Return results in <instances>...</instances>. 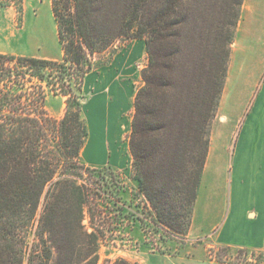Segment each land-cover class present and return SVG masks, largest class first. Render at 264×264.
<instances>
[{"label": "trees", "instance_id": "obj_1", "mask_svg": "<svg viewBox=\"0 0 264 264\" xmlns=\"http://www.w3.org/2000/svg\"><path fill=\"white\" fill-rule=\"evenodd\" d=\"M51 2L62 61L0 53V264H100L103 228L96 212L87 227L85 210L105 200L123 209L125 188L111 169L78 163L89 136L85 81L96 56L130 39L148 54L129 140L133 178L154 222L186 235L244 0ZM50 94L66 98L61 119L47 113ZM104 171L111 192L99 183Z\"/></svg>", "mask_w": 264, "mask_h": 264}, {"label": "rangeland", "instance_id": "obj_2", "mask_svg": "<svg viewBox=\"0 0 264 264\" xmlns=\"http://www.w3.org/2000/svg\"><path fill=\"white\" fill-rule=\"evenodd\" d=\"M0 53L62 61L63 51L51 0H22L20 5L0 6ZM230 53L225 89L210 142V148L219 151L227 165L225 181L229 195L232 189L235 190L237 171L246 166L243 164L245 159L248 164L243 170L249 171L250 176L248 183H242L254 188L260 181L253 174L257 173V147L264 148V0H244ZM95 60L96 66L86 78L82 108L89 136L78 163L87 165L88 145L101 148L97 151L99 155L104 151V156L109 154L110 157L113 151L114 158L111 161L106 158L107 163L113 162L114 165L109 164L105 168L119 174L125 188L123 209L105 200L97 203L99 207L91 204L85 210L84 224L91 227V214L96 212L95 224L103 228L100 264L107 260L125 259L126 255L174 254L185 245L189 246L190 252L198 248L204 255L222 260L264 264V252L218 250L210 246L212 235L188 239V233L183 235L154 222L155 212L133 178V157L129 145L135 97L144 86L142 74L148 65L145 41H119L107 53L96 56ZM65 100L62 96L50 94L46 100L48 115L54 119L63 118ZM108 112L120 122L117 136L104 137L99 133L100 115ZM81 174L88 182L90 178L84 169ZM111 182V177L104 171L99 180L103 187L96 186L111 192ZM110 255L114 257L109 258Z\"/></svg>", "mask_w": 264, "mask_h": 264}, {"label": "crops", "instance_id": "obj_3", "mask_svg": "<svg viewBox=\"0 0 264 264\" xmlns=\"http://www.w3.org/2000/svg\"><path fill=\"white\" fill-rule=\"evenodd\" d=\"M240 27V24H239ZM239 32V29H238ZM44 59V58H42ZM86 86V81H85ZM100 135L113 137L119 135L120 122L109 112L101 114ZM95 148L88 145L85 156L86 167L105 168L113 162L111 156L101 155ZM216 149L209 150L208 160L202 175L195 203L191 226L187 234L188 239H197L212 235L211 247L218 250L236 249L239 251L264 252V148L257 147V173L254 178H259L254 188L246 186L250 173L243 170L248 162L244 161L243 168L237 171V184L229 195L225 181L226 163ZM260 154H263L260 156ZM113 156V157H112ZM107 157V158H106ZM92 165V166H88ZM239 184V185H238ZM249 185V184H248ZM190 241V240H189ZM188 242V241H187ZM189 246H184L174 254H140L126 255L125 259L137 264H251L238 263L229 260L219 261L214 256L204 255L201 250L189 251ZM114 257L110 255L109 258ZM119 257V256H118Z\"/></svg>", "mask_w": 264, "mask_h": 264}]
</instances>
